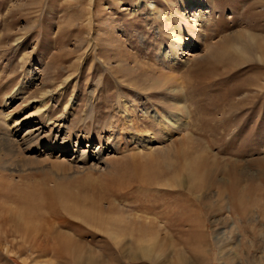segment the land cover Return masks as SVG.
Listing matches in <instances>:
<instances>
[{
    "label": "rangeland",
    "instance_id": "rangeland-1",
    "mask_svg": "<svg viewBox=\"0 0 264 264\" xmlns=\"http://www.w3.org/2000/svg\"><path fill=\"white\" fill-rule=\"evenodd\" d=\"M0 127V264H264V0H0Z\"/></svg>",
    "mask_w": 264,
    "mask_h": 264
},
{
    "label": "bare ground",
    "instance_id": "bare-ground-1",
    "mask_svg": "<svg viewBox=\"0 0 264 264\" xmlns=\"http://www.w3.org/2000/svg\"><path fill=\"white\" fill-rule=\"evenodd\" d=\"M154 7V6H153ZM154 9H155V7H154ZM153 9V10H154ZM156 10V9H155ZM155 12V11H154ZM198 12H200V13H203L202 11H197V13H195V14H193V19H195L197 22H194V23H200L201 25H200V27L201 28H206V26L212 21V18H211V16L209 15V16H207L206 17V15H204V14H198ZM151 14L152 15H154V13L153 12H151ZM183 22H184V20H183ZM185 23V22H184ZM189 23H191V21L189 20ZM193 23V22H192ZM215 24V23H214ZM196 25V24H195ZM170 26V28H171V26L172 25H169ZM215 25H213V27H214ZM196 27V26H195ZM175 29H177L176 27H175ZM179 31V30H178ZM191 33L192 32H194V31H190ZM201 32V31H200ZM175 33V32H174ZM196 33V32H195ZM193 34V33H192ZM197 34V33H196ZM197 36V35H196ZM255 37V36H254ZM191 38H193V37H191ZM190 38V40H184V42H183V44L181 45H178L177 47L178 48H182L183 47V45L184 44H187V42L188 41H192V39ZM247 39L249 40V39H253L250 35H247ZM242 41V40H241ZM250 41V40H249ZM255 41V40H254ZM180 42V41H179ZM243 42V41H242ZM245 42H248V41H245ZM252 42H253V40H252ZM250 43V42H249ZM238 44V43H237ZM242 44V43H241ZM256 44V43H255ZM244 45V44H243ZM235 46V45H234ZM238 46V45H237ZM242 46V45H241ZM240 46V47H241ZM200 48V47H199ZM198 48V49H199ZM238 48V47H237ZM245 48H247L246 46H245ZM239 49H242V48H238V50ZM244 50V49H243ZM246 50V49H245ZM248 50V49H247ZM198 50H196V52H197ZM240 51V50H239ZM238 52V51H237ZM190 54V53H189ZM196 54V53H195ZM194 55V54H193ZM193 55H190L189 57H192ZM200 55V54H199ZM262 55V54H261ZM194 56H196V55H194ZM252 56V55H251ZM164 57L168 60V62L167 63H169L170 65H171V68L169 69L171 72H176L175 71V69L177 68V66L181 63L180 61H181V58H180V56H178V55H176V53L174 52V53H170V54H168V53H164ZM213 59H214V57H213ZM204 65V64H203ZM164 67V66H163ZM150 73V72H149ZM161 75H163L162 73H160ZM159 74V75H160ZM167 75H168V73H166ZM171 74V73H170ZM176 74H177V72H176ZM153 75V74H152ZM154 75H155V73H154ZM159 75H157L158 76V78L156 77V78H153L152 79V85L154 86L153 88H155V87H162V86H166V84H169L171 81H173V80H175L174 78H173V75H163V76H159ZM152 77V76H151ZM150 77V78H151ZM154 77V76H153ZM150 85V84H149ZM164 86V87H165ZM167 89V88H166ZM169 90H173V91H176L177 92V90L175 89V88H169ZM173 91H172V93H173ZM47 93H45V95H46ZM51 94V93H50ZM51 96V95H50ZM177 103H179V104H181L180 102H177ZM148 114H149V116H152L153 115V118H154V120H155V122H156V124L159 126V128H158V131H159V133L160 134H162L163 135V138L164 139H171L173 136H175L174 134H178L179 132L180 133H182L183 131H184V127L186 126L187 127V124H183L182 122H181V120H180V116L179 115H172V114H168V113H166V112H157V111H153V112H151V113H149L148 112ZM36 115V114H35ZM34 116V114L33 115H30L29 117H26L25 119H29V118H31V117H33ZM25 119H23V120H25ZM8 121V119H6L5 120V122H7ZM5 122H4V124H5ZM138 123V122H137ZM3 124V123H2ZM18 124H20V123H18ZM18 124H15L16 126H18ZM113 124V123H112ZM115 124V123H114ZM115 125H117V124H115ZM15 126V127H16ZM135 126H139L138 124H136ZM109 127V126H108ZM110 127H111V125H110ZM109 127V128H110ZM113 127V126H112ZM135 128V127H134ZM133 128V129H134ZM111 129V128H110ZM115 129H116V126H115ZM0 130H4V129H1V127H0ZM41 130L42 129H35V127H33V128H31V129H29L28 130V133H27V137L25 136L23 139H21V141H22V145L24 144L25 146H28V144H31V143H34V142H37L38 140H40V139H44V138H47V137H49V136H47V135H45V134H43L44 133V131L42 130V132H41ZM113 130V129H112ZM112 130H110L111 132H112ZM117 130V129H116ZM7 131V132H6ZM5 132H3V133H1L0 134V138H1V142L3 143V145L5 144V146L6 145H8V146H10V145H13L14 146V144L15 143H17V139H15L14 138V135H12V132L11 131H8V130H6ZM135 131V130H134ZM11 132V133H10ZM113 134H115V136L117 135V137H118V133H115V132H117V131H115V130H113ZM123 132V131H122ZM108 133H110V132H108ZM132 132H130V133H128V134H131ZM112 134V133H111ZM111 134H109V135H111ZM108 135V136H109ZM112 136V135H111ZM13 138L15 139V140H13ZM113 138L114 137H112V140H113ZM156 138H155V134L154 135H151V134H149V133H146V132H142L141 131V129H139L138 127H137V129H136V132H134V133H132L131 135H128V137H127V139H126V141H127V143L128 144H130V145H141V146H148V145H150L151 146V144L155 141L156 142ZM114 141V140H113ZM116 142V141H115ZM8 146H6V148L8 147ZM3 147V146H2ZM6 148H2V149H6ZM1 149V150H2ZM13 149V148H12ZM8 151H10V149L8 150ZM69 151H72V149L70 148V149H68V151H64L63 152V154L61 155V156H66V155H68L69 153ZM87 153V152H86ZM73 154H77L76 152H74ZM97 154V156L99 157L100 156V154L101 153H99V152H97L96 153ZM95 154V155H96ZM82 156V155H81ZM98 157H95V156H92V154H84L83 155V158H84V160H86V161H89V160H92V161H96L97 160V158ZM82 158V159H83ZM80 160V159H79ZM99 160V159H98ZM97 160V161H98ZM81 161V160H80ZM83 161V160H82ZM85 162V161H84ZM189 174V173H188ZM193 190V189H192ZM241 190V189H240ZM239 190V191H240ZM243 190V189H242ZM246 190V189H245ZM226 192V191H225ZM245 194V193H244ZM230 197H232V195L230 196ZM165 220V219H164ZM158 221V220H157ZM156 222V221H155ZM186 222V221H185ZM180 225V224H179ZM146 248V247H145ZM152 252H153V250H152Z\"/></svg>",
    "mask_w": 264,
    "mask_h": 264
}]
</instances>
